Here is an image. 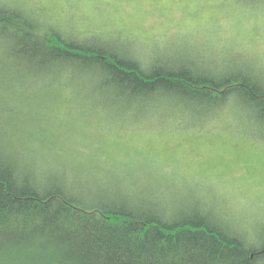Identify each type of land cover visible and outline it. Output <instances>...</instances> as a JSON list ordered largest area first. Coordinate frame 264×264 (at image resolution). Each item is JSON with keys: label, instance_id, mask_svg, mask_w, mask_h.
Instances as JSON below:
<instances>
[{"label": "trees", "instance_id": "1", "mask_svg": "<svg viewBox=\"0 0 264 264\" xmlns=\"http://www.w3.org/2000/svg\"><path fill=\"white\" fill-rule=\"evenodd\" d=\"M245 1L264 10V0ZM72 34L0 5V264H264L263 208L214 212L154 183L128 189L84 181L73 174L78 159L58 154L45 136L35 146L27 118L30 105L63 104L61 93L71 89L81 101L113 108L159 110L164 101L193 109L201 125L231 107L237 125L263 140L264 67L210 74L150 67L103 38ZM32 88L55 91L40 99ZM172 193L184 202L175 205Z\"/></svg>", "mask_w": 264, "mask_h": 264}, {"label": "rangeland", "instance_id": "2", "mask_svg": "<svg viewBox=\"0 0 264 264\" xmlns=\"http://www.w3.org/2000/svg\"><path fill=\"white\" fill-rule=\"evenodd\" d=\"M0 5L57 24L74 38H103L110 49L139 56L150 67L208 74L264 67V10L252 11L245 0H0ZM45 92L32 88L36 98H45ZM61 94L63 104L30 105L28 124L37 148L45 136L46 144L60 148L58 154L79 160L73 174L82 180L128 189L137 181L154 183L167 193L198 197L214 212L264 210V139L237 125L231 107L220 121L201 125L193 109L174 110L164 101L159 110L142 111L113 108L100 99L84 102L71 89ZM181 196L168 197L179 206Z\"/></svg>", "mask_w": 264, "mask_h": 264}]
</instances>
